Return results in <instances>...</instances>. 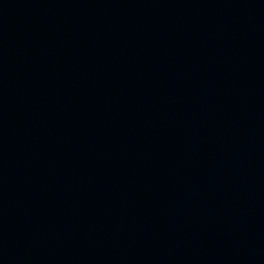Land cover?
I'll list each match as a JSON object with an SVG mask.
<instances>
[{
	"label": "water",
	"instance_id": "95a60500",
	"mask_svg": "<svg viewBox=\"0 0 264 264\" xmlns=\"http://www.w3.org/2000/svg\"><path fill=\"white\" fill-rule=\"evenodd\" d=\"M0 264H264V0H0Z\"/></svg>",
	"mask_w": 264,
	"mask_h": 264
}]
</instances>
